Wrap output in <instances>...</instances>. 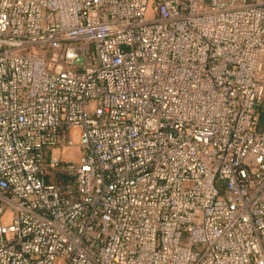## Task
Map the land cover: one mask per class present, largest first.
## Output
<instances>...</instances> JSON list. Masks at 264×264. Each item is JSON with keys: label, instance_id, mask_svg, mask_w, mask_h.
<instances>
[{"label": "built area", "instance_id": "obj_1", "mask_svg": "<svg viewBox=\"0 0 264 264\" xmlns=\"http://www.w3.org/2000/svg\"><path fill=\"white\" fill-rule=\"evenodd\" d=\"M0 264H264V6L0 0Z\"/></svg>", "mask_w": 264, "mask_h": 264}, {"label": "trees", "instance_id": "obj_2", "mask_svg": "<svg viewBox=\"0 0 264 264\" xmlns=\"http://www.w3.org/2000/svg\"><path fill=\"white\" fill-rule=\"evenodd\" d=\"M66 176L61 171H55L45 176V182L47 184H53L57 187L63 186Z\"/></svg>", "mask_w": 264, "mask_h": 264}, {"label": "crops", "instance_id": "obj_3", "mask_svg": "<svg viewBox=\"0 0 264 264\" xmlns=\"http://www.w3.org/2000/svg\"><path fill=\"white\" fill-rule=\"evenodd\" d=\"M249 3L258 4L264 6V0H247Z\"/></svg>", "mask_w": 264, "mask_h": 264}, {"label": "rangeland", "instance_id": "obj_4", "mask_svg": "<svg viewBox=\"0 0 264 264\" xmlns=\"http://www.w3.org/2000/svg\"><path fill=\"white\" fill-rule=\"evenodd\" d=\"M37 51H39V49H37ZM21 54H26V52H22Z\"/></svg>", "mask_w": 264, "mask_h": 264}]
</instances>
